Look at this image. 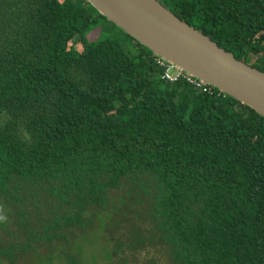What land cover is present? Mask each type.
<instances>
[{
	"label": "trees",
	"instance_id": "16d2710c",
	"mask_svg": "<svg viewBox=\"0 0 264 264\" xmlns=\"http://www.w3.org/2000/svg\"><path fill=\"white\" fill-rule=\"evenodd\" d=\"M158 1L264 73V0ZM161 75L86 0H0V205L17 228L0 264L72 247L127 180L151 186L144 232L165 264H264V117Z\"/></svg>",
	"mask_w": 264,
	"mask_h": 264
},
{
	"label": "water",
	"instance_id": "95a60500",
	"mask_svg": "<svg viewBox=\"0 0 264 264\" xmlns=\"http://www.w3.org/2000/svg\"><path fill=\"white\" fill-rule=\"evenodd\" d=\"M139 44L264 117V73L236 60L158 0H86Z\"/></svg>",
	"mask_w": 264,
	"mask_h": 264
},
{
	"label": "rangeland",
	"instance_id": "374dc122",
	"mask_svg": "<svg viewBox=\"0 0 264 264\" xmlns=\"http://www.w3.org/2000/svg\"><path fill=\"white\" fill-rule=\"evenodd\" d=\"M100 30L92 31L88 37L96 39ZM112 33L121 40L133 53L136 52V43L112 27ZM141 180H144L142 177ZM135 181H123V189L111 190L110 206L107 211L100 212L95 208H88L86 217L90 222L85 232H76L73 237V248L81 244L83 257L63 244H58L52 250L41 248L39 254L27 257H16L11 262L1 264H67L61 251H67L78 260V264H165L166 255L156 244L148 240L144 232L151 229L148 218L151 186L145 189L137 188ZM11 210L0 205V245L11 241L9 232L17 228L9 216ZM135 230H140L147 239L143 248H129ZM121 251H116L120 249ZM74 251V252H73ZM116 251V252H115ZM113 255L110 260L106 255ZM92 256L95 257L94 261ZM125 259V260H123Z\"/></svg>",
	"mask_w": 264,
	"mask_h": 264
},
{
	"label": "built area",
	"instance_id": "2783aa9c",
	"mask_svg": "<svg viewBox=\"0 0 264 264\" xmlns=\"http://www.w3.org/2000/svg\"><path fill=\"white\" fill-rule=\"evenodd\" d=\"M155 62L162 69L161 78L164 81H167L169 83H176L179 80H185L187 83L193 85L195 88L201 89L203 92L211 93V89L208 87L209 85L186 74L185 72H183L173 64L167 62L166 60L155 56Z\"/></svg>",
	"mask_w": 264,
	"mask_h": 264
}]
</instances>
